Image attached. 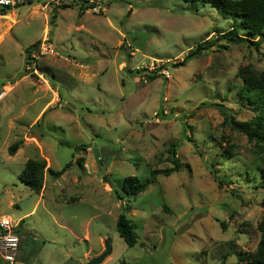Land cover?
<instances>
[{
  "label": "rangeland",
  "instance_id": "374dc122",
  "mask_svg": "<svg viewBox=\"0 0 264 264\" xmlns=\"http://www.w3.org/2000/svg\"><path fill=\"white\" fill-rule=\"evenodd\" d=\"M89 1L96 10L35 0L0 14V214L33 229L17 232L14 260L0 264H86L108 239L93 264H243L238 252L254 249L264 215V140L229 119L253 115L236 88L244 66L264 69V35L256 45L217 39L181 63L229 24L215 8ZM44 36L54 52L27 58L23 48ZM170 144L179 168L150 175L171 165ZM29 156L45 160L36 192L18 178ZM127 174L147 182L134 196L121 188ZM119 212L131 245L115 228Z\"/></svg>",
  "mask_w": 264,
  "mask_h": 264
},
{
  "label": "trees",
  "instance_id": "16d2710c",
  "mask_svg": "<svg viewBox=\"0 0 264 264\" xmlns=\"http://www.w3.org/2000/svg\"><path fill=\"white\" fill-rule=\"evenodd\" d=\"M82 4V8H90L92 1L78 0ZM198 1L200 4L207 3L215 8L220 17L226 18L229 24L226 28L217 30L214 37L211 35L205 39L199 40L195 45L189 48L181 60L183 63L188 58L197 55L202 49L214 44L217 39L224 40L225 43L232 42H248L257 44L259 37L264 35V0H189ZM64 6V5H62ZM5 13L3 8H0V14ZM81 13V9H80ZM54 14H52L53 16ZM258 37V38H256ZM39 43V40H34L28 43L24 48L26 57L32 48ZM147 77H152L147 74ZM240 83L236 88V92L240 100L248 106L253 115L246 121L239 122L235 119H229L230 124L242 131L248 139L257 141L264 140V69L254 71L250 66L246 65L239 70ZM226 120V116H224ZM240 124V125H239ZM189 139V137H187ZM18 141H13L7 145L6 151L9 154L14 153ZM168 150L171 154V165L164 168H151L150 175L154 176L157 173L168 174L177 170L180 165L178 157L175 155L173 144H170ZM83 157H76L75 162L81 166ZM264 162V160H263ZM70 164L67 161L59 169L47 168L48 172L56 177ZM45 160L42 157H26L21 170L18 173V178L27 187L33 191H38L42 186L43 168ZM258 184L264 188V163L263 166L257 169ZM216 184L220 186L223 182L221 178L216 177ZM146 181H140L136 175L127 174L122 177L121 188L130 196L136 195L139 191L146 187ZM115 228L118 234L123 238L127 245L135 242V234L132 230V225L129 219L123 212H119L115 219ZM258 230V239L252 251H239L238 259L243 264H264V215L256 222Z\"/></svg>",
  "mask_w": 264,
  "mask_h": 264
},
{
  "label": "built area",
  "instance_id": "2783aa9c",
  "mask_svg": "<svg viewBox=\"0 0 264 264\" xmlns=\"http://www.w3.org/2000/svg\"><path fill=\"white\" fill-rule=\"evenodd\" d=\"M29 0H0V8L8 5L13 6L19 2ZM92 9L96 10L95 6H91ZM54 50L50 45V42L44 36L39 43L32 48L31 55L53 53ZM5 90L0 89V100L3 98ZM13 222L6 214H0V258L7 262L12 263L14 255L17 250V233H14L16 229L13 227Z\"/></svg>",
  "mask_w": 264,
  "mask_h": 264
},
{
  "label": "water",
  "instance_id": "95a60500",
  "mask_svg": "<svg viewBox=\"0 0 264 264\" xmlns=\"http://www.w3.org/2000/svg\"><path fill=\"white\" fill-rule=\"evenodd\" d=\"M33 1H35V0L23 1V2L18 3L17 5H14L13 7L15 8V7H19V6H22V5H26V4H29V3L33 2ZM26 230L27 231H32L33 229L30 228V227L22 226V227H20V229L15 230L13 232L17 233L18 231H26ZM110 250H111L110 241L108 239L107 242H104L103 249L100 252H98L97 254H94V255L90 256L88 258V260L86 261V264H93V263L99 262L107 253H109Z\"/></svg>",
  "mask_w": 264,
  "mask_h": 264
}]
</instances>
